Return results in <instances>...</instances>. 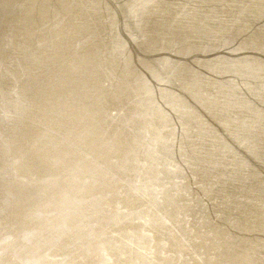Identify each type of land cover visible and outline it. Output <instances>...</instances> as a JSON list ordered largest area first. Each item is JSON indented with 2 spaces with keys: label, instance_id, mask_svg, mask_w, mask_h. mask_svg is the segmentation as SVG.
I'll use <instances>...</instances> for the list:
<instances>
[{
  "label": "bare ground",
  "instance_id": "6f19581e",
  "mask_svg": "<svg viewBox=\"0 0 264 264\" xmlns=\"http://www.w3.org/2000/svg\"><path fill=\"white\" fill-rule=\"evenodd\" d=\"M135 1L0 0V264H264V0Z\"/></svg>",
  "mask_w": 264,
  "mask_h": 264
},
{
  "label": "water",
  "instance_id": "95a60500",
  "mask_svg": "<svg viewBox=\"0 0 264 264\" xmlns=\"http://www.w3.org/2000/svg\"><path fill=\"white\" fill-rule=\"evenodd\" d=\"M116 1L117 0H111V2H113L115 5H116ZM118 1H121V2H123V1H125V0H118ZM134 2H136L135 0H131V2L128 4V6L127 7H130L131 6V4L132 3H134ZM117 6V5H116ZM121 9V8H120ZM123 10H128L127 8H122ZM123 34H124V36H125V38L127 39V41H128V43H129V45L130 46H132L133 48H134V42L130 39V37L123 31ZM234 36H235V34H234ZM234 38V37H233ZM229 47V52H227V54H228V57H235V56H238L237 54H239V53H241V51H239V50H237V44H234L232 47L230 46V45H228ZM202 48H204L203 46H201ZM161 52V51H160ZM213 52V51H212ZM157 54L159 53V51H157L156 52ZM166 53H168V54H171L172 55V53H170V52H168V51H166ZM34 54H36V53H34ZM26 55H28V56H31V54H28V53H26ZM32 57V56H31ZM227 57V58H228ZM33 58V57H32ZM177 58V57H176ZM226 58V59H227ZM155 59V58H154ZM153 59V60H154ZM155 67L156 68H161L157 63H156V65H155ZM23 76V74H21L20 75V77H19V79H21V77ZM17 79L18 78H16L15 77V75H14V72H13V68L8 64L7 65V67H6V69L0 74V90H9L10 88H13L12 86L15 84V82L17 81ZM169 79H171V78H169ZM173 80V79H172ZM19 82V84H20V81H18ZM14 87H15V89H18V85H14ZM30 89V92H31V90H32V88H29ZM5 99V97H2V98H0V111H1V108H2V106H3V100ZM3 123V121H0V126H1V124ZM20 124V123H19ZM17 125V127H19V129L20 128H22V124L21 125ZM18 129V130H19ZM23 129V128H22ZM246 141H247V137H246ZM245 140H242V138L240 137V138H238V140L235 142V147H236V150H238V151H242L243 150V148L245 147V142H246ZM1 142V141H0ZM3 152H4V150L3 151H0V155L2 156V157H4L3 156ZM162 160V162L164 163V165H165V167L166 168H168V169H170V170H172L171 169V166H172V164H174V160L177 162H179V163H182V160H180V158H179V156H174V155H170V156H165V158L163 159H161ZM221 161V160H220ZM217 163H220V162H217ZM183 164V163H182ZM208 169H209V167H207ZM216 185L217 184H215V185H213L212 187L213 188H215L216 187Z\"/></svg>",
  "mask_w": 264,
  "mask_h": 264
}]
</instances>
